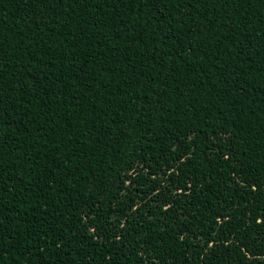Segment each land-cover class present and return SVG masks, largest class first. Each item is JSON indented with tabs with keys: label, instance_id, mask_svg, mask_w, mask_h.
Returning <instances> with one entry per match:
<instances>
[{
	"label": "trees",
	"instance_id": "1",
	"mask_svg": "<svg viewBox=\"0 0 264 264\" xmlns=\"http://www.w3.org/2000/svg\"><path fill=\"white\" fill-rule=\"evenodd\" d=\"M0 264H264V0H0Z\"/></svg>",
	"mask_w": 264,
	"mask_h": 264
}]
</instances>
